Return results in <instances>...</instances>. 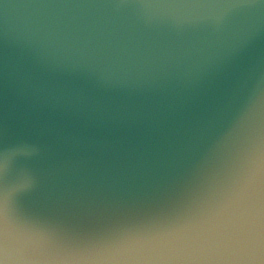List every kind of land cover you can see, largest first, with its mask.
Wrapping results in <instances>:
<instances>
[{
	"label": "clouds",
	"instance_id": "9594fccd",
	"mask_svg": "<svg viewBox=\"0 0 264 264\" xmlns=\"http://www.w3.org/2000/svg\"><path fill=\"white\" fill-rule=\"evenodd\" d=\"M0 264H264V0H0Z\"/></svg>",
	"mask_w": 264,
	"mask_h": 264
},
{
	"label": "water",
	"instance_id": "95a60500",
	"mask_svg": "<svg viewBox=\"0 0 264 264\" xmlns=\"http://www.w3.org/2000/svg\"><path fill=\"white\" fill-rule=\"evenodd\" d=\"M7 119L9 123V138L17 135L34 134L36 117L27 109V106L19 100L9 98L7 105Z\"/></svg>",
	"mask_w": 264,
	"mask_h": 264
}]
</instances>
